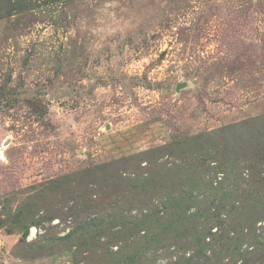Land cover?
<instances>
[{"label": "rangeland", "instance_id": "1", "mask_svg": "<svg viewBox=\"0 0 264 264\" xmlns=\"http://www.w3.org/2000/svg\"><path fill=\"white\" fill-rule=\"evenodd\" d=\"M263 116L264 0H0V264H264Z\"/></svg>", "mask_w": 264, "mask_h": 264}, {"label": "trees", "instance_id": "2", "mask_svg": "<svg viewBox=\"0 0 264 264\" xmlns=\"http://www.w3.org/2000/svg\"><path fill=\"white\" fill-rule=\"evenodd\" d=\"M258 120V119H257ZM258 124L261 126V128H258L255 126L253 128L254 132H248L245 137H243L242 142L245 144V150L250 151V156L252 153L255 155H258L260 159H264V154H261L262 151H264V116L261 118L260 121H257ZM241 143V142H240ZM264 153V152H263ZM202 166V165H201ZM203 167H196L194 169H197L201 171ZM199 177L201 178V173H199ZM199 182L208 184L210 183V179L201 180ZM206 189V185L203 186Z\"/></svg>", "mask_w": 264, "mask_h": 264}]
</instances>
